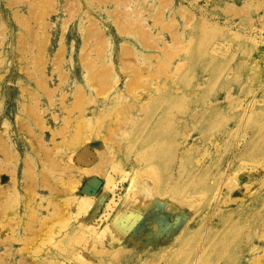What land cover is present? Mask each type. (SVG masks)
<instances>
[{"label": "rangeland", "instance_id": "obj_1", "mask_svg": "<svg viewBox=\"0 0 264 264\" xmlns=\"http://www.w3.org/2000/svg\"><path fill=\"white\" fill-rule=\"evenodd\" d=\"M0 264H264V0H0Z\"/></svg>", "mask_w": 264, "mask_h": 264}, {"label": "bare ground", "instance_id": "obj_2", "mask_svg": "<svg viewBox=\"0 0 264 264\" xmlns=\"http://www.w3.org/2000/svg\"><path fill=\"white\" fill-rule=\"evenodd\" d=\"M83 199H86L85 197L81 198L82 201H86V200H83Z\"/></svg>", "mask_w": 264, "mask_h": 264}]
</instances>
